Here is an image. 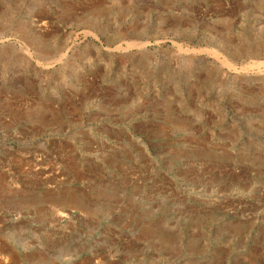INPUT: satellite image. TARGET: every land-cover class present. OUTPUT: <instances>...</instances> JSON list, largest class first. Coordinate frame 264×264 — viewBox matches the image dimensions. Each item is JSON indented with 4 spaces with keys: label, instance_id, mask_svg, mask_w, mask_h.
Segmentation results:
<instances>
[{
    "label": "rangeland",
    "instance_id": "rangeland-1",
    "mask_svg": "<svg viewBox=\"0 0 264 264\" xmlns=\"http://www.w3.org/2000/svg\"><path fill=\"white\" fill-rule=\"evenodd\" d=\"M0 264H264V0H0Z\"/></svg>",
    "mask_w": 264,
    "mask_h": 264
},
{
    "label": "bare ground",
    "instance_id": "bare-ground-1",
    "mask_svg": "<svg viewBox=\"0 0 264 264\" xmlns=\"http://www.w3.org/2000/svg\"><path fill=\"white\" fill-rule=\"evenodd\" d=\"M122 49V46L121 45H119V46H117L116 48H114L113 50H115V51H119V50H121ZM194 50H190V49H187L186 50V52H193Z\"/></svg>",
    "mask_w": 264,
    "mask_h": 264
}]
</instances>
